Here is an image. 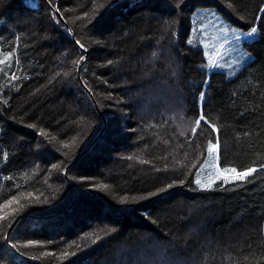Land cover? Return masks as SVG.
<instances>
[{
  "label": "trees",
  "instance_id": "16d2710c",
  "mask_svg": "<svg viewBox=\"0 0 264 264\" xmlns=\"http://www.w3.org/2000/svg\"><path fill=\"white\" fill-rule=\"evenodd\" d=\"M201 6L257 28L231 79L188 43ZM0 60V205L32 193L0 264H264V0H0ZM217 139L257 171L203 190Z\"/></svg>",
  "mask_w": 264,
  "mask_h": 264
},
{
  "label": "rangeland",
  "instance_id": "374dc122",
  "mask_svg": "<svg viewBox=\"0 0 264 264\" xmlns=\"http://www.w3.org/2000/svg\"><path fill=\"white\" fill-rule=\"evenodd\" d=\"M257 38L258 32L251 36L240 33L214 9L201 6L193 13L188 43L194 48L202 49L206 70L222 72L227 79H231L253 59L254 54L249 43ZM216 156L217 153H214L213 158ZM208 158L207 152L196 173L194 183L198 188L200 187L196 184V179L204 181L208 179L210 172H214L207 163ZM215 163L217 164L216 160Z\"/></svg>",
  "mask_w": 264,
  "mask_h": 264
},
{
  "label": "snow or ice",
  "instance_id": "6c2138e0",
  "mask_svg": "<svg viewBox=\"0 0 264 264\" xmlns=\"http://www.w3.org/2000/svg\"><path fill=\"white\" fill-rule=\"evenodd\" d=\"M257 33V28L253 27L250 32L247 33V35L251 36L253 34ZM237 39H239V37H237ZM10 57H5V59H9ZM5 61L4 60H0V64H3ZM18 77H15V75H13V79H16ZM201 121H204L205 124L208 125V127L212 128L213 132H217V128L210 124L204 116H200L196 121H195V126L192 129L193 134L195 135L197 129L200 128L201 126ZM76 141H73V144H75ZM64 147H70L69 144H65ZM219 151V141L217 139L216 143H212L211 141L208 143L207 145V152L209 154V158H208V165L210 167L213 168L214 172H210L208 174V179L202 181L200 178L196 179V184L203 190H210L213 186V184L216 183L217 180H221L223 179V181L225 183H232V182H236V181H244L247 177L251 176L254 172L257 171L256 168H248L246 170H240L238 171L235 167L232 168H223L221 169L216 163L215 160L218 159V156H216L215 158H213V154L214 153H218ZM101 187H107L105 186H101ZM171 187V186H169ZM163 191V189H162ZM152 195H155V193H153ZM32 193H21L20 196L18 197H13L12 199L8 200L5 204L0 205V221H3L5 219H7L9 213L4 212L3 210L6 208H9L12 204H19L20 199L21 198H27V197H31ZM147 197H140V199H145ZM128 198H124L122 200V202L126 203ZM135 199V198H134ZM20 207L22 208L23 205H20ZM17 209H12V212H16ZM30 244H34V242H30ZM26 247L29 245H25ZM67 255H69L67 252L62 254V257H66Z\"/></svg>",
  "mask_w": 264,
  "mask_h": 264
}]
</instances>
